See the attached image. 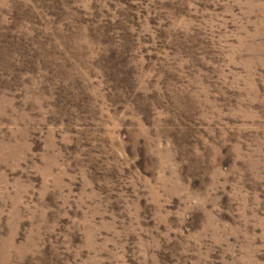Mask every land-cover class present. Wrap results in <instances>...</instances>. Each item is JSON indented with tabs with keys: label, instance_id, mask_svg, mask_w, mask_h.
<instances>
[{
	"label": "rangeland",
	"instance_id": "1",
	"mask_svg": "<svg viewBox=\"0 0 264 264\" xmlns=\"http://www.w3.org/2000/svg\"><path fill=\"white\" fill-rule=\"evenodd\" d=\"M0 264H264V0H0Z\"/></svg>",
	"mask_w": 264,
	"mask_h": 264
}]
</instances>
